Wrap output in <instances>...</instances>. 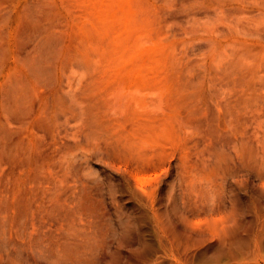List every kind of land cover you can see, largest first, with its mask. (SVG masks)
Segmentation results:
<instances>
[{
	"label": "rangeland",
	"instance_id": "obj_1",
	"mask_svg": "<svg viewBox=\"0 0 264 264\" xmlns=\"http://www.w3.org/2000/svg\"><path fill=\"white\" fill-rule=\"evenodd\" d=\"M0 264H264V0H0Z\"/></svg>",
	"mask_w": 264,
	"mask_h": 264
}]
</instances>
